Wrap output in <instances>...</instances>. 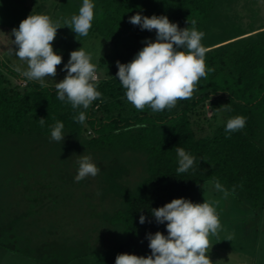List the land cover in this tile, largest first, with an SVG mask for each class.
<instances>
[{"label": "trees", "instance_id": "1", "mask_svg": "<svg viewBox=\"0 0 264 264\" xmlns=\"http://www.w3.org/2000/svg\"><path fill=\"white\" fill-rule=\"evenodd\" d=\"M233 2L99 0L92 27L105 42L116 35L123 40L99 60L102 96L86 110L83 123L76 117L85 110L58 100L56 85L26 77L24 87L13 84L10 78L22 76L0 58L1 251L50 246L52 264L69 253L61 264H115L121 253L147 256L146 234H167L150 210L180 197L199 203L202 187H214L217 180L257 220L249 242L264 236V27L228 33L237 25L232 6L239 1ZM137 12L167 15L181 28L195 21L205 33L211 71L190 99L162 112L147 105L137 110L116 79V62L131 61L144 38L155 39V30L129 22ZM237 115L247 118L246 126L229 135L226 122ZM56 121L64 124L61 142L50 139ZM176 146L197 157L194 169L177 172ZM81 155H91L100 172L76 182ZM141 214L151 222L140 224ZM29 252L34 264L47 261Z\"/></svg>", "mask_w": 264, "mask_h": 264}, {"label": "clouds", "instance_id": "2", "mask_svg": "<svg viewBox=\"0 0 264 264\" xmlns=\"http://www.w3.org/2000/svg\"><path fill=\"white\" fill-rule=\"evenodd\" d=\"M95 16V0H82L78 14L70 20L71 29L80 36H87ZM129 22L140 30L152 32L155 39L144 38V45L133 59L127 63L116 62V79L125 91L127 101L137 110L147 105L154 112L173 108L178 100H187L193 96L201 78L211 71L206 64V47L202 44L203 31L195 27L181 28L177 22L170 21L167 15H143L142 12L129 17ZM61 28L46 13L30 14L22 20L18 28L12 30L14 36V54L28 63L23 73L28 80H40L55 77L57 65L63 56L54 50L53 41L57 30ZM62 71L64 79L56 83L57 99L67 100L73 109L83 108L76 119L83 123L87 118L86 110L102 93L98 90L97 65L93 62V53L83 46L69 54ZM44 118L40 122H44ZM247 118L234 116L227 120L225 131L232 134L246 126ZM125 131H131L126 127ZM119 131V130H117ZM66 135L62 121H56L51 128L50 139L64 141ZM178 173H185L196 166L197 157L176 146ZM76 182L88 176L95 177L100 169L91 155H81ZM214 187L223 189L217 180ZM155 222L164 225L167 234L161 231L147 233V256L121 253L116 256L115 264H212L209 258V237L221 228L215 201L193 202L189 198H174L158 208L150 210ZM151 222L141 214L139 223Z\"/></svg>", "mask_w": 264, "mask_h": 264}, {"label": "rangeland", "instance_id": "3", "mask_svg": "<svg viewBox=\"0 0 264 264\" xmlns=\"http://www.w3.org/2000/svg\"><path fill=\"white\" fill-rule=\"evenodd\" d=\"M233 1L227 0L228 4L230 2L234 4ZM238 1L236 5L232 6H236L238 11L237 14L233 12L234 16L232 17L237 22V25L234 24L232 31L228 33L236 35L264 27V0ZM98 2L99 0H95V10L99 4ZM81 6L82 0H0V58L8 67L18 71L22 76L20 80L11 79L8 76L13 84H18L22 87L26 85L23 73L28 70V63L14 54L15 46L13 40L15 38L12 35V30L18 28L20 22L31 13H46L61 27L57 30L53 47L54 50L62 54L63 60L60 65H57L55 77L45 78L43 84L56 85L57 82L64 79L66 72L61 69L67 63L69 54L73 50L83 46L86 50L91 51L93 53V62L97 66L101 58L109 56L115 51L116 48L113 43L118 39L123 40L122 37L116 35L111 39V42H105L93 27H91L87 36L77 35L70 28L71 17L78 14ZM252 12L255 13L252 14ZM35 81L42 83L40 80ZM207 109V115L211 116L210 105L207 106ZM204 187L199 193V203H203L204 199L215 201V207L221 223V228L218 232L209 237L208 255L212 264H252L255 256L257 264H264V236L257 237L256 242H249L251 241L249 231L256 230V223H254L256 219L251 220V212H248L243 205H238L236 201H233L230 195L225 196L223 191H219L211 185ZM5 216L7 217L8 215L5 214ZM32 240V248L37 247L35 238ZM68 244L72 246L71 242H68ZM23 247L18 246L20 252L16 253L0 250V256H2L0 257V264H34L29 260L30 258H27V251H30L31 257H33L32 255H43L47 260L44 262L45 264H52L55 258V253L50 257L51 253L47 252L50 246L41 248L40 251ZM64 256L62 255L56 264H61L63 260L69 259L71 254Z\"/></svg>", "mask_w": 264, "mask_h": 264}]
</instances>
